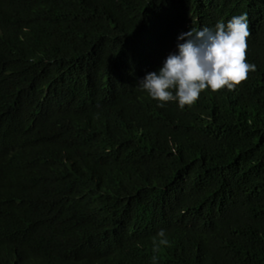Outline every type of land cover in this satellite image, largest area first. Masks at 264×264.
<instances>
[{"label":"trees","instance_id":"obj_1","mask_svg":"<svg viewBox=\"0 0 264 264\" xmlns=\"http://www.w3.org/2000/svg\"><path fill=\"white\" fill-rule=\"evenodd\" d=\"M240 14L256 70L233 89L181 110L135 87L180 33ZM153 256L264 264V0H0V264Z\"/></svg>","mask_w":264,"mask_h":264},{"label":"clouds","instance_id":"obj_2","mask_svg":"<svg viewBox=\"0 0 264 264\" xmlns=\"http://www.w3.org/2000/svg\"><path fill=\"white\" fill-rule=\"evenodd\" d=\"M21 17H24L23 23ZM28 18L27 8L22 16L8 14L5 18L7 28L20 27L22 32L30 31ZM248 36L246 14L233 15L226 23L218 21L214 28H191L177 36L176 51L169 53L157 70L147 72L138 79L135 87L156 101L158 107L175 102L181 110L193 105L206 88L210 91L231 90L245 80L249 72L256 70L255 65L245 58ZM53 108L58 116H72L77 123L85 124L84 106L58 103ZM152 243L153 252L168 245L163 229L157 231ZM152 260L155 264L156 257L153 256Z\"/></svg>","mask_w":264,"mask_h":264}]
</instances>
